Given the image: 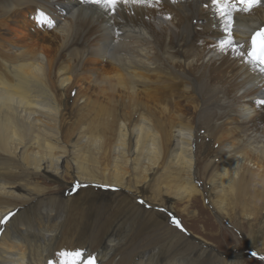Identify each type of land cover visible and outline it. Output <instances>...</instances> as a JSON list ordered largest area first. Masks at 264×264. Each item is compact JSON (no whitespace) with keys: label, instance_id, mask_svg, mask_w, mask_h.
I'll list each match as a JSON object with an SVG mask.
<instances>
[{"label":"bare ground","instance_id":"obj_1","mask_svg":"<svg viewBox=\"0 0 264 264\" xmlns=\"http://www.w3.org/2000/svg\"><path fill=\"white\" fill-rule=\"evenodd\" d=\"M23 10L45 13L53 54L0 34V264H240L169 221L174 202L199 194L222 212L255 186L264 213V70L248 36L264 0H0V26ZM85 74L94 99L72 95ZM67 177L66 198L36 183Z\"/></svg>","mask_w":264,"mask_h":264},{"label":"rangeland","instance_id":"obj_2","mask_svg":"<svg viewBox=\"0 0 264 264\" xmlns=\"http://www.w3.org/2000/svg\"><path fill=\"white\" fill-rule=\"evenodd\" d=\"M44 14L45 13L31 14L28 10L21 11L19 15L14 14L15 16L11 21L7 20L4 27L0 26V34L9 40V43L4 45V47L12 49L13 51L16 47L19 49L20 46L23 47L25 44H31V47H38L45 55L47 53L48 56H46L50 59L49 53L53 54V52H48L47 44L50 43L47 39V35H49L51 26L48 24L49 19H47ZM55 46V43H53V47ZM103 65L102 62L92 65V63L83 59L81 69L84 71V67H93L97 69V72H100L103 71ZM94 75H96V73L92 74V76ZM89 81L90 75L85 74L81 80L73 84L72 95L80 92V94L85 95V97L92 96L91 99H94L90 90L91 86ZM118 95L119 93L116 95L115 100H118ZM148 96L152 97L153 95L148 94ZM146 100L147 106L154 111L152 113L158 116L157 104L154 100ZM191 106V104L185 102L177 104L174 106L175 113L187 115V117L192 119L195 116V111L192 110ZM36 181L39 186L41 185L45 188V193L49 197L58 198L60 195L63 197L66 195L67 197V193L72 188H66L69 186L70 182H72L69 177L65 178L62 184H54L49 180ZM195 183L197 184V181ZM261 191L262 189L257 186L248 188L239 197L237 196L231 199V202H228L230 205L228 204L226 206L223 210L224 212L213 209L207 202V199L197 194L190 201L182 203L174 202L172 206L174 218L169 221V223L174 226L179 233L183 236L185 235L184 237L187 239L194 240L196 236H198L199 239H203L212 252L215 251L214 253H218L221 258L224 257L223 259L233 260L234 258H238L240 264H264V230H261V233L259 232L260 223L264 220V213H262V209L259 207L258 202V199L261 198ZM97 197L99 198V193L81 192L77 198V203L80 204L83 201L90 203V201H93ZM109 199L115 201L119 199V197L113 195ZM232 204L234 205L232 206ZM243 214L252 215V219L247 222L242 220L240 216ZM74 216H76V212ZM72 219L80 221L79 218ZM258 237L260 249L256 247V249L253 250L251 247L255 246L254 241L258 240ZM254 238L255 240H253ZM68 255L69 254L66 252L64 260H66ZM103 264H107V262L104 260Z\"/></svg>","mask_w":264,"mask_h":264}]
</instances>
